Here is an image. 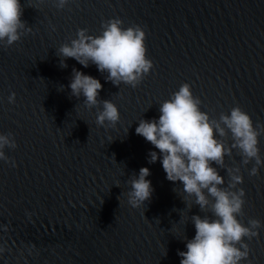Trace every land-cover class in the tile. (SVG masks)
Wrapping results in <instances>:
<instances>
[{"label":"water","instance_id":"obj_1","mask_svg":"<svg viewBox=\"0 0 264 264\" xmlns=\"http://www.w3.org/2000/svg\"><path fill=\"white\" fill-rule=\"evenodd\" d=\"M20 3L32 31L0 46V133H13L17 144L5 148L15 167L0 160V264H180L178 251L195 236L191 216L211 213L194 197L191 207L184 202L182 183L166 178L160 158L149 163V152L159 150L135 128L140 119H158L160 104L185 82L211 118L239 105L254 124L264 123V0H69L63 9L53 0ZM114 17L146 32L153 68L135 88L114 85L74 58L60 67L61 44L79 28L99 35L101 22ZM73 67L99 79L98 99L117 105L114 127L96 124L102 104L88 109L83 96L71 95ZM259 148L264 159V134ZM240 160L235 149L225 156L228 165ZM253 163L241 165L238 218L264 225V165L250 176ZM212 166L226 186V169ZM141 167L150 169L153 192L133 208L127 181ZM244 239L249 254L240 264H264V226Z\"/></svg>","mask_w":264,"mask_h":264},{"label":"clouds","instance_id":"obj_2","mask_svg":"<svg viewBox=\"0 0 264 264\" xmlns=\"http://www.w3.org/2000/svg\"><path fill=\"white\" fill-rule=\"evenodd\" d=\"M68 2L53 0L58 9H63ZM22 14L20 0H0V46H11L32 31L21 19ZM122 25L123 21L114 17L101 22L99 35L79 28L75 38L57 49L60 67L66 68V59L74 58L84 67L90 63L96 65L101 73H107L105 79L114 85L123 83L137 87L153 68V61L146 54V32L139 24ZM69 87L72 96L84 97L86 108L102 104L96 115L98 126L114 127L120 120L116 104L110 99H98L103 87L99 79L73 67ZM15 96L12 92L8 101L14 103ZM201 103L185 82L160 104L159 118L140 119L135 133L159 150V153L149 152V163L161 159L166 178L182 183L180 191L184 194V202L191 207L194 197V204L199 205L201 212L211 213L191 216L195 236L187 239V251H178L182 258L180 264H240L249 254L244 238L251 240L258 236L259 229L264 226L256 218H249L247 225L238 218L244 216L245 204V189L238 187L243 183L241 165L254 162L249 175H259V168L264 165L259 148L264 123L254 124L251 115L239 105L232 107L230 114L221 112L218 119L211 118L201 110ZM6 147H17L11 132L0 133V160L15 167L14 158L5 153ZM233 149L241 160L239 164L228 165L225 156L232 157ZM213 163L226 169V186H223L225 177L212 166ZM149 175L150 169L141 167L139 174H133L127 181L130 188L126 196L131 207L145 206L151 199L153 188L151 181L146 179ZM174 191L178 192L177 188Z\"/></svg>","mask_w":264,"mask_h":264}]
</instances>
